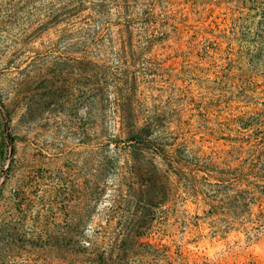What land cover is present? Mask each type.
<instances>
[{"label": "trees", "instance_id": "16d2710c", "mask_svg": "<svg viewBox=\"0 0 264 264\" xmlns=\"http://www.w3.org/2000/svg\"><path fill=\"white\" fill-rule=\"evenodd\" d=\"M9 16L25 45L39 46V37H55L57 44L70 40L76 52L85 46L106 50L103 43L110 44L124 77L117 91H99V103L102 116L110 117L130 143L131 161L121 173L131 185L128 197L159 209L167 199L175 206L177 196L184 195L186 204L203 210L172 226L223 223L264 232V0H22ZM169 43L170 57L148 55ZM121 52L132 55L122 59ZM152 61L163 69L168 64L172 71L198 73L202 92L189 96L188 84L184 96L190 100L180 99V114L171 111L177 117L149 104L148 81L142 80L143 87L137 82V67ZM105 164L120 168L113 160ZM103 171L111 173L107 167ZM145 218L132 217L133 229L126 232L73 231L54 238L72 246L88 240L84 252L102 264H133L134 251L150 253L162 245L163 236L139 230Z\"/></svg>", "mask_w": 264, "mask_h": 264}, {"label": "rangeland", "instance_id": "374dc122", "mask_svg": "<svg viewBox=\"0 0 264 264\" xmlns=\"http://www.w3.org/2000/svg\"><path fill=\"white\" fill-rule=\"evenodd\" d=\"M21 7L22 0H0V190L6 182L0 196V264H102L84 252L88 240L72 246L54 235L126 232L133 229L129 220L143 215L147 218L139 230L156 232L163 241L150 253L134 251L133 264H264V232L223 223L172 226L203 210L186 204L184 195L177 196L175 206L167 199L159 209L128 197L131 185L121 173L131 161L130 143L110 117L102 116L99 103L100 90L115 92L121 86L120 60L108 43H103L106 50L85 46L78 52L72 41L57 44L55 37H39V46L25 45L18 29L9 25V13ZM172 47L156 45L148 55L168 58ZM119 54L122 59L132 55ZM136 70L139 85L148 81L152 90L145 97L148 103L164 106L174 117L171 111L182 112L180 99L190 100L184 96L188 84L193 98L203 89L197 71L188 75L153 61ZM114 139L122 142L117 145ZM106 159L120 168L106 166ZM106 167L111 173L103 171ZM163 253L166 259L152 262Z\"/></svg>", "mask_w": 264, "mask_h": 264}, {"label": "water", "instance_id": "95a60500", "mask_svg": "<svg viewBox=\"0 0 264 264\" xmlns=\"http://www.w3.org/2000/svg\"><path fill=\"white\" fill-rule=\"evenodd\" d=\"M11 156H13V151H11Z\"/></svg>", "mask_w": 264, "mask_h": 264}]
</instances>
